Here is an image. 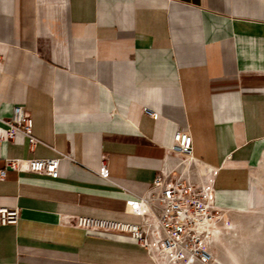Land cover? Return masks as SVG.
<instances>
[{
	"label": "crops",
	"instance_id": "crops-1",
	"mask_svg": "<svg viewBox=\"0 0 264 264\" xmlns=\"http://www.w3.org/2000/svg\"><path fill=\"white\" fill-rule=\"evenodd\" d=\"M15 106L39 143L19 136L4 158L73 160L0 181V207L20 209L0 226V264H157L69 219L141 224L135 202L178 163L185 127L220 206L264 203V0H0V117Z\"/></svg>",
	"mask_w": 264,
	"mask_h": 264
},
{
	"label": "built area",
	"instance_id": "built-area-1",
	"mask_svg": "<svg viewBox=\"0 0 264 264\" xmlns=\"http://www.w3.org/2000/svg\"><path fill=\"white\" fill-rule=\"evenodd\" d=\"M145 113L156 116L145 108ZM33 118L23 106H15L9 118L0 117V181L8 171L29 172L57 177L61 160L71 154L58 152L51 159H8L2 155L4 145L19 136L30 140L33 150L39 143L32 135ZM170 152L179 161L162 171L147 197L135 202L134 213L142 218L133 224L95 217L69 219L80 229L101 233L128 235L138 242L157 264H218L211 249L212 230L220 221L221 206L216 200L215 176L200 167L193 155V136L189 127L179 128L173 136ZM107 163H102L101 176H108ZM19 208L0 207V226L17 224ZM69 223V221H66Z\"/></svg>",
	"mask_w": 264,
	"mask_h": 264
},
{
	"label": "rangeland",
	"instance_id": "rangeland-1",
	"mask_svg": "<svg viewBox=\"0 0 264 264\" xmlns=\"http://www.w3.org/2000/svg\"><path fill=\"white\" fill-rule=\"evenodd\" d=\"M259 176L263 183L258 188L264 193V171ZM237 209L221 206L222 215L228 217L234 230L222 231L225 235L214 242L212 252L221 264H264V203L246 211Z\"/></svg>",
	"mask_w": 264,
	"mask_h": 264
},
{
	"label": "bare ground",
	"instance_id": "bare-ground-1",
	"mask_svg": "<svg viewBox=\"0 0 264 264\" xmlns=\"http://www.w3.org/2000/svg\"><path fill=\"white\" fill-rule=\"evenodd\" d=\"M205 168V167H204ZM246 211V210H245ZM230 220L228 219V217L226 216H223L222 215V210L220 212V221L218 223L215 224V226L213 227V230H212V244H211V249H212V245L214 244L215 241H220L221 240V237L222 235H225L222 233V231H230L231 229H233L230 224ZM233 224V222H232ZM220 225H222V229H220ZM234 230V229H233ZM227 234V233H226ZM213 253V252H212ZM214 257L216 258L217 260V263L218 264H221L220 261H219V258L213 253Z\"/></svg>",
	"mask_w": 264,
	"mask_h": 264
}]
</instances>
